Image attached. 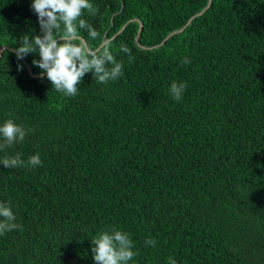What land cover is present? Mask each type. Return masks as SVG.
I'll return each instance as SVG.
<instances>
[{"label":"trees","instance_id":"trees-1","mask_svg":"<svg viewBox=\"0 0 264 264\" xmlns=\"http://www.w3.org/2000/svg\"><path fill=\"white\" fill-rule=\"evenodd\" d=\"M90 2L91 45L110 42L124 75L89 72L68 97L14 54L41 34L32 0H0V124L32 130L0 159L42 161L0 165L23 226L0 235V264H95L91 239L111 228L134 242L128 264H264V0H213L187 26L209 0Z\"/></svg>","mask_w":264,"mask_h":264},{"label":"clouds","instance_id":"clouds-1","mask_svg":"<svg viewBox=\"0 0 264 264\" xmlns=\"http://www.w3.org/2000/svg\"><path fill=\"white\" fill-rule=\"evenodd\" d=\"M31 8L37 14L41 34H24L14 54L18 62L23 59L27 67H31L34 75L29 67L28 70L32 76L47 78L57 92L75 97L78 85L89 72L97 84H108L124 75L123 62L116 59L110 42H102L97 47L91 45V41L100 38V33L82 18L85 10L89 15H95L98 11L90 0H32ZM82 30L87 32V39L81 35ZM120 50L128 54L130 61L133 59L131 49L126 45H122ZM30 53H38L39 58L32 63L40 69L39 74L33 72L25 59ZM182 63L190 61L185 57ZM23 69L24 65L18 63L17 71ZM185 89V83L173 82L169 92L174 100L180 101ZM30 131L13 119H7L0 124V152L24 142ZM41 163L39 154L29 157L27 161L19 154L5 155L0 159V165L8 169L36 167ZM16 229L22 231L23 226L17 223L11 202H0V235ZM91 242L95 264H128L136 255L130 235L116 228L102 231ZM144 243L145 247L156 246V241L151 238ZM169 264L177 262L169 257Z\"/></svg>","mask_w":264,"mask_h":264},{"label":"water","instance_id":"water-1","mask_svg":"<svg viewBox=\"0 0 264 264\" xmlns=\"http://www.w3.org/2000/svg\"><path fill=\"white\" fill-rule=\"evenodd\" d=\"M211 3H212V0H209L208 5L205 7V9L202 10L201 12L195 14L193 17H191L190 20L187 22L186 26H187L188 24H190V22H191L196 16L203 14L204 11H206V10L209 8V6L211 5ZM133 20H136V19H133ZM137 20H138V19H137ZM125 26H126V25H125ZM125 26H124V27H123L118 33L122 32L123 29L125 28ZM186 26H185V27H186ZM185 27H183V28H181V29H178V30H175V31L173 32V34H174V33L181 32L182 30H184ZM142 28H143V24L141 23V24H140V28H139V32H138V35H137V38H136L137 43H138L140 46H142L143 48H153V46H152V47H146V46H143V45L140 43V34H141V30H142ZM170 36H171V34L168 35V36L165 38V40L162 42V44H163V43L166 41V39H168ZM103 42H107L106 39H104ZM5 48H9V47H8V46H4V47L1 48V50H0V59H1V57H2V54H3V51H4ZM28 67H29V70H30L31 74L34 75V74L32 73L31 67H30L29 65H28ZM38 76H39V75H38Z\"/></svg>","mask_w":264,"mask_h":264}]
</instances>
